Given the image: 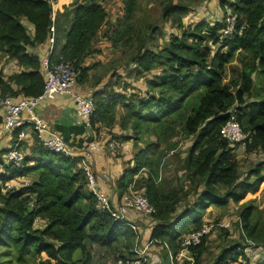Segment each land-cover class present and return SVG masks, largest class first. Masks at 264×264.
I'll return each instance as SVG.
<instances>
[{"label":"trees","instance_id":"trees-1","mask_svg":"<svg viewBox=\"0 0 264 264\" xmlns=\"http://www.w3.org/2000/svg\"><path fill=\"white\" fill-rule=\"evenodd\" d=\"M83 1L74 8L61 50L53 52L52 56L60 54L70 60L79 90L92 95L96 109L90 121L96 130L100 126L105 128L102 122L106 120L107 132L115 136L116 130L112 129L118 119L122 132L118 130L116 134L123 141L133 137L123 132L127 124L132 125L136 136L142 130L154 131L155 138L143 139L144 146L137 147L131 158L133 163L129 161L124 166L117 183L123 190L135 173L145 170L136 185L143 188L155 208L151 216L157 221L149 231V238L168 244L174 255L173 263L183 264L185 260L175 258L180 239L185 232L203 226L206 206L226 204L229 198L239 200L247 191L246 186L254 183L237 184V154L233 144L220 135V127L230 110L234 109L246 133V151L259 150L264 154V97L256 99L251 95L253 73L257 71L264 77V0H221V5L227 3L229 10L237 13L235 28L228 36H221L225 11L220 18L187 25L179 36L174 35L171 41L168 39V44L158 49L149 45L145 48V43L139 42L133 63L136 75L144 76L146 89L141 92H120L103 78L91 80V71L98 61L88 65L84 58L92 52L90 40L105 19L106 11L95 0ZM132 5L133 0H125L126 16L131 14ZM177 10L187 13L188 6L169 2L162 9L163 16L170 17L171 11ZM49 15L47 0H0V51L14 57L23 67L8 76H0L2 92L18 96L37 95L42 91L44 75L40 57L34 51L29 52L28 43L36 44L47 38ZM21 17L33 24L34 35L27 33ZM177 17L174 20L181 24L179 15ZM209 43L218 46L213 49ZM238 50L244 53L242 65L235 66L236 76L226 79V65ZM154 67L159 71L147 76ZM89 81L88 89L81 88ZM117 103L122 104L126 118L123 114L116 117ZM178 131L195 136L184 162L192 176L202 178L204 188L192 206L172 216L170 212L179 196L175 189L168 193L161 189L160 158L154 161L148 153L157 150L156 155L159 153L160 157L168 148H173L176 144L169 140ZM35 140L34 153L26 154L18 164H2L8 171L7 175L0 172L3 181L29 173H37V176L31 184L17 187L4 197V205L0 206V242L14 248L17 261L33 258L38 264H92L86 252L89 243L109 250L124 238V247L128 248L134 238L133 231L96 208L86 174L77 166L76 158L43 146L37 137ZM259 168H264V159L253 171L258 173ZM219 183L226 186L224 192L217 189ZM236 188H244V191L238 193ZM29 202H32L30 207ZM250 215L251 206L243 207L240 213L243 232L247 238L258 241L256 224L250 225ZM37 218L45 219L43 226L36 225ZM204 243L205 234L199 243L189 247L193 264H199ZM262 244L264 247V240ZM239 255H243V249L238 243L225 246L213 264H230Z\"/></svg>","mask_w":264,"mask_h":264},{"label":"rangeland","instance_id":"rangeland-1","mask_svg":"<svg viewBox=\"0 0 264 264\" xmlns=\"http://www.w3.org/2000/svg\"><path fill=\"white\" fill-rule=\"evenodd\" d=\"M101 1L106 8L105 10H107L105 34L107 35L111 32V39L109 41L107 38H104L106 35L101 36V40L106 41V43H101L100 46L104 47L105 52L108 51V53H103L102 59L104 61L102 62L101 60V62H97L96 66L92 69L91 80H96L97 77L103 78L104 82H108L110 87L114 85V89L120 92L123 90H125V92L131 90L141 92L146 89L144 76L136 75L134 71L133 57L138 52L137 45L139 42L143 41L145 43V48L149 45V47L158 49L168 44L174 38V35L179 36L187 25H193L195 22L202 19L212 20L220 18L225 11L227 13L228 8L227 3L221 5V0H149L152 1V4L150 8H148V14L141 4L136 11L137 16L134 14L135 12L132 11L130 15L126 16L125 13H120L121 11L118 10V0ZM169 2L184 4L186 7L188 6V12L186 13L185 11V13H182L177 10L171 11L170 17L163 16L162 9L164 5L167 3L169 4ZM124 4L125 0H123V6ZM146 15L148 22L141 25L140 28L139 22L144 20ZM177 15H179L181 24L178 20H174ZM114 16H116V19L112 20ZM118 24H121V26ZM114 26L115 29L113 28ZM110 43L112 44L111 46H109ZM209 44H211V48L213 49L218 46V44ZM243 54V51L239 50L234 53L233 59L226 65V79L236 76L235 66L240 68ZM92 58L96 57L92 55ZM1 63L2 59L0 54V76L2 75V68L5 66H1ZM70 63L72 62L70 61ZM112 68H114V71H111ZM158 71L159 68L154 67L146 75L149 76ZM253 77L254 86L251 95L256 99L262 98L264 97V77H260L257 71L253 73ZM6 93L8 92H2V86L0 85V96H4ZM115 106L116 115L121 116L123 114L125 117V110H122V104L117 103ZM119 107H121V109H119ZM102 124L105 126L106 130L104 131L110 137L109 139H115L116 143H118L117 149H120L122 154L127 152L128 156H133V152L137 150L138 146H144L143 139L147 137L152 139L155 138L154 131L149 132V130H142L140 135L136 136L132 125L127 124V130H123V132L132 134L133 137L123 141L119 139L116 134V131L121 129L118 124V119H116L112 129V131L116 130L114 131L115 136L107 132L109 128L107 127L108 124L106 120L102 122ZM120 132H122V130H120ZM194 138V135H186L178 131V133L169 140V142H174L176 144L173 148H168L160 157L159 153L156 155L157 150L148 153L149 158L154 161L160 158L158 161V170L160 171L161 177V181L159 182L161 189L167 193L171 189H175L179 196L178 200L173 204L174 208L170 212L172 216H176L182 208L192 206L198 194L204 188L202 178L198 175H196L197 177L192 176L184 162L185 156ZM99 139L103 141L106 140L105 142L109 141L106 135H103ZM126 142L128 148L123 145L126 144ZM231 143L234 146L233 150L236 152L238 158L237 172L239 179L237 184L241 181L254 183L251 187H249V185L246 186L245 189L247 191H245L244 196L239 200L229 198L226 204H209L206 206L202 217V223L208 226L211 223H214V225L205 233V249L201 254L199 264H213L222 248L234 243H238L240 249H243V255H239L238 259L235 261L230 259V264H264V247L262 244L264 240V168H259L258 173L253 171L255 167H257L258 162L264 159V154L259 150L246 151L245 145L239 146L238 143ZM163 146V144L159 145V149ZM103 149L106 150L105 147ZM197 151L198 150L195 152ZM127 162L128 161H123V166H125ZM0 172H3V175L8 174V171L3 167L0 169ZM144 173L145 170H142L139 175H144ZM258 175H263V177H258ZM35 176H37V173H29L24 177H14L15 179L10 178L6 181L0 179V206L4 205V197L9 191L20 186L31 184ZM198 178H201V180ZM142 186L145 187V185ZM216 186H218L217 189L220 192H224L226 188L224 184L220 183ZM235 191L241 193L244 191V188H236ZM31 204L32 202H29L27 206L30 207ZM247 205L251 206L249 222H251L250 225L256 224L255 235L257 233L258 238H260L258 241L247 238L244 233L245 231L243 232L240 213L242 208ZM44 221L45 219L37 218L36 225L43 226ZM156 221L157 219L155 216H148L145 217V219L137 220V223L141 226L142 230H145L144 228L153 225ZM187 232H185V234ZM123 241L124 238L119 245L109 250L101 247L99 244L89 243L86 252H89L92 264H106L119 256L136 259L137 253L135 252V248H141V238H138V245H136L134 244V235L128 248L124 247L125 242ZM257 242H261V244ZM170 252L168 244L153 241L147 247L144 255L141 256L142 258L145 257L142 264H169V262L172 264ZM0 262L2 264H38L33 258L25 259L22 262L17 261L14 248L1 242ZM186 262L185 260L184 263Z\"/></svg>","mask_w":264,"mask_h":264},{"label":"built area","instance_id":"built-area-1","mask_svg":"<svg viewBox=\"0 0 264 264\" xmlns=\"http://www.w3.org/2000/svg\"><path fill=\"white\" fill-rule=\"evenodd\" d=\"M47 1L50 5V18L53 21L55 18L57 0ZM236 20L237 13L227 10L221 36H228L233 32ZM49 29V50L41 59V67L44 75L43 89L37 95L13 96L12 94L6 93L4 96H0V108L3 109L0 134L3 132L11 133L14 130H17L20 136H30L33 133L43 146L79 159L80 157L76 155V157H74L70 152L69 146L60 133L50 128L48 122L38 112V104L41 100L52 99L61 94H68L73 99L78 116L84 119L88 125H90L91 115L96 109L92 95L84 94L79 90L70 60L60 54L53 58L52 55L55 44L53 23L49 25ZM219 131L220 135L230 142H238L239 146H244L246 144V133L241 129L234 109L229 111V117L220 127ZM105 141H91L81 156L82 168L86 174L88 186L94 195L96 208L100 212L108 213L112 218L125 223L135 235L134 244L138 245V238L140 237V244L142 245H140L141 248H135V252L137 253L136 259L119 256L106 264H142L145 257L142 258L141 256L144 255V252L150 243L153 242V239L149 238V236L143 238L141 234L142 228L137 223V220L151 216L155 208L148 196L144 193L143 188L136 185L142 170L135 173L132 179L127 181L126 186H124L116 201L99 185L95 171L92 168L95 161L88 162L86 160L90 158L92 152L97 149L105 147L110 151H116L118 143H116L115 139H109L107 142ZM17 144L18 143H14L13 146L9 147L6 152H4L2 157L3 160L13 164L21 162L24 153L18 149ZM213 225L214 223H211L209 226L204 224L199 229H193L183 234L175 258L178 261L186 260L187 262L183 264H193V256L189 252V247L199 243L202 236L208 232ZM151 228L152 227L148 228V231H150ZM170 254L172 264H174V255L173 253Z\"/></svg>","mask_w":264,"mask_h":264},{"label":"crops","instance_id":"crops-1","mask_svg":"<svg viewBox=\"0 0 264 264\" xmlns=\"http://www.w3.org/2000/svg\"><path fill=\"white\" fill-rule=\"evenodd\" d=\"M95 1L97 3H101L103 8L106 9L101 0H95ZM82 2L84 1L83 0H57L56 6H55V18L53 21L50 18V24L53 23L54 25L55 44H54L53 52H57L61 50L65 42V33L68 30L72 22V18L74 16V11H75L74 8L78 4H81ZM118 2H119L118 10L121 11L120 13L122 12L124 13L123 0H118ZM151 2L152 1H149V0H142V2L141 0H133L132 12H135L134 14L136 15V11L139 5L142 4L148 14V8H150V5L152 4ZM228 9L229 8H227V10ZM105 11H106L105 19L98 26L95 32V35H93L92 39L90 40L89 45H90V49L92 50V52L90 55L84 58L85 64L89 65L94 61L101 62V60L103 62L104 61L102 59L103 53L105 54L108 53V51L105 52L104 47L100 46L101 43H106V41L101 40L102 38L101 36L106 35L105 34L106 25L105 24L107 20V10ZM50 14H51V11H50ZM115 17L116 16H114L112 20L116 19ZM21 19L27 27L26 29L27 33L30 36L34 35L33 24L29 22L25 17H21ZM147 22H148V19L146 15L145 19L139 22L140 28H141V25ZM118 25L121 26V24H118ZM129 25H130V22H129ZM113 28L115 29V26ZM49 36H50V29H49V34L44 41H41L36 44L28 43V46H30L29 52H33V51L36 52L40 57V61L42 57L49 50V41H48ZM104 38H107L110 41L111 32L107 34ZM111 45L112 44L110 43L109 46ZM0 54H1V59H2L1 66L5 65L2 68L3 77L8 76L12 74L13 72L19 71L20 69L23 68L22 66L18 64V62L16 61L14 57H9L5 51H0ZM92 55H94L96 58H92ZM89 85H91L90 82L87 84L85 83L83 84V86H81V88L88 89ZM8 93L12 94L9 91ZM119 109H121V107H119ZM38 112L48 122L50 128H53L60 133L64 141L69 146L70 152L74 156L76 155L80 157L79 159H76L77 166L82 167V161H81L82 157L81 156L83 155V151L86 149L87 145L91 141L100 140L99 139L100 137H102L103 135H106L104 131L105 130L104 127L100 126L96 130L95 127L92 126L91 122H90V125H88L84 119L78 116L75 106H74V101L68 94H61V95L55 96L52 99L41 100L40 103L38 104ZM2 114H3V109L0 108V128H1V122H2V119H1ZM116 117L118 116L116 115ZM14 131H12L11 133L3 132L0 134V153L3 150V153L0 154V162H2L0 163V166H2L3 168H4V165L2 164L8 163L5 160H3L2 158L3 154L4 152H6V149L13 146L14 143H18L17 144L18 149H20L24 153V156L26 154H32L35 151L33 145L35 144L36 137L33 135V133L30 136L29 135L20 136L18 134V131L17 132H14ZM108 137L109 136H107V138ZM123 145H125V147L128 148L127 142L126 144H123ZM131 158H133V156H128L127 152H124V154H122L120 149H116V151L110 152L108 151V149L104 150L103 148H101V149L94 150L91 154V157L87 158L86 160L88 162L95 161V164L92 166V168L95 171L97 181L99 185L102 188H104L107 191V193L111 195V197L115 201L118 199V196L122 190L119 184L117 183V181H118V178L123 174V168H124L123 161H128V162L130 161V164H132L133 162ZM128 162L125 163V166L128 165ZM2 167H0V169ZM21 177H24V176H17V178H21ZM15 178H12V179H15ZM150 227H152V225L151 226L149 225V227L144 228L145 230H142L143 238H145L146 236L147 237L149 236L148 228Z\"/></svg>","mask_w":264,"mask_h":264}]
</instances>
